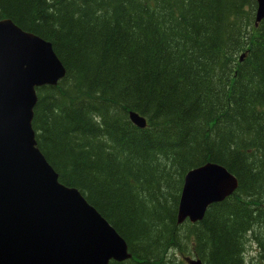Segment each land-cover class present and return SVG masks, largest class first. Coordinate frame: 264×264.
Wrapping results in <instances>:
<instances>
[{
  "label": "trees",
  "instance_id": "obj_1",
  "mask_svg": "<svg viewBox=\"0 0 264 264\" xmlns=\"http://www.w3.org/2000/svg\"><path fill=\"white\" fill-rule=\"evenodd\" d=\"M255 9V0H0V19L50 42L64 66L55 85L35 89L31 125L59 182L127 243L131 257L110 264H264ZM207 162L238 187L199 222L177 223L183 177ZM249 242L257 256L246 263Z\"/></svg>",
  "mask_w": 264,
  "mask_h": 264
},
{
  "label": "water",
  "instance_id": "obj_2",
  "mask_svg": "<svg viewBox=\"0 0 264 264\" xmlns=\"http://www.w3.org/2000/svg\"><path fill=\"white\" fill-rule=\"evenodd\" d=\"M255 1L258 22L264 0ZM64 74L50 42L0 19V264H110L131 257L125 240L76 188L59 182L36 145L35 89L55 85ZM129 118L145 126L136 112L129 111ZM237 185L220 164L187 171L177 223L201 220L208 206Z\"/></svg>",
  "mask_w": 264,
  "mask_h": 264
},
{
  "label": "rangeland",
  "instance_id": "obj_3",
  "mask_svg": "<svg viewBox=\"0 0 264 264\" xmlns=\"http://www.w3.org/2000/svg\"><path fill=\"white\" fill-rule=\"evenodd\" d=\"M245 259H246V263H248V258L252 257V256H255L257 255V252H256V245L255 244H252L251 242H249L248 244L245 245ZM175 257L177 259H182V255L180 252H176L175 251Z\"/></svg>",
  "mask_w": 264,
  "mask_h": 264
},
{
  "label": "bare ground",
  "instance_id": "obj_4",
  "mask_svg": "<svg viewBox=\"0 0 264 264\" xmlns=\"http://www.w3.org/2000/svg\"><path fill=\"white\" fill-rule=\"evenodd\" d=\"M1 19H3V18H1ZM142 117V116H141ZM144 120H145V118L144 117H142ZM146 121V120H145ZM136 126V125H135ZM136 127H138V126H136ZM138 128H140V127H138ZM210 163H213V162H210ZM214 164H217V163H214ZM130 254V253H129ZM130 256H131V254H130Z\"/></svg>",
  "mask_w": 264,
  "mask_h": 264
}]
</instances>
